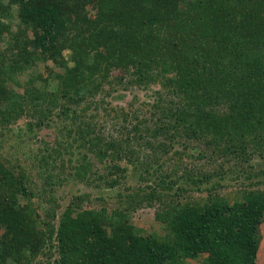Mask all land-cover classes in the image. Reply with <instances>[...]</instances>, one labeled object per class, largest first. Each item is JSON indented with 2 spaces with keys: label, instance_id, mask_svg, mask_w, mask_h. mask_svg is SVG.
Instances as JSON below:
<instances>
[{
  "label": "trees",
  "instance_id": "16d2710c",
  "mask_svg": "<svg viewBox=\"0 0 264 264\" xmlns=\"http://www.w3.org/2000/svg\"><path fill=\"white\" fill-rule=\"evenodd\" d=\"M249 1L102 0L90 18L80 16L87 0H0V36H9L0 49V95L6 78L30 69L40 57L64 69L58 89L43 96L48 99L40 96L32 107L27 102L17 108L6 101L7 107L0 108V128L17 122L28 107L40 125L58 110L57 122L69 120L70 133L90 153L121 155V160L124 155L140 177L157 166L159 186L168 194L155 189L150 199L171 203L165 222L174 237L173 242L162 241L125 223L121 207L108 216L85 207L81 198L71 202L57 224L53 214L52 221L40 222L42 231L29 232V206L22 207L19 197L34 194L30 177L25 167L0 156V264H32L55 237L56 264H181V258L201 255L207 256L203 264H255L264 188L240 190L230 199L219 194L224 188L219 181L211 184L214 176L222 180L236 173L232 167L240 163L252 167L254 159L264 161V0ZM123 3L127 5L119 7ZM14 16L20 21L19 33L2 24ZM68 29L80 39L86 36L84 45L63 40ZM26 31L32 36H21ZM91 42L96 44L89 46ZM64 47L72 51V67L62 56ZM114 69L129 76L130 88L160 81L171 95L164 99L157 93L147 118L144 109H121L114 119L122 118L124 124L110 129L112 114L108 109L101 114L97 96L104 91V79L113 93ZM133 141L150 150L151 157L141 158L143 152L131 146ZM197 143L206 147L200 153H206L203 167L184 163L174 151L176 145L187 151ZM176 155L180 159L173 164ZM212 164L218 171L205 173ZM76 168L84 177L78 169L83 167ZM113 170L120 172L119 167ZM201 185H210L206 201L183 199L191 190L204 191ZM137 197H128L123 207H142L144 198Z\"/></svg>",
  "mask_w": 264,
  "mask_h": 264
},
{
  "label": "rangeland",
  "instance_id": "374dc122",
  "mask_svg": "<svg viewBox=\"0 0 264 264\" xmlns=\"http://www.w3.org/2000/svg\"><path fill=\"white\" fill-rule=\"evenodd\" d=\"M101 1L87 0L86 13L81 11V13L79 12L80 16L87 14L88 17L93 18L100 7ZM109 1L113 4L115 0ZM125 5L127 4L123 3L119 7ZM258 16L260 17L259 14ZM76 18L78 19V16ZM2 24L10 26L12 32L19 33L20 21L17 16L12 19H3ZM67 34L63 40L76 46L83 44V39L86 37L83 36V39L78 38V34L72 29H68ZM21 36H32V33L26 31ZM7 38H9L7 34L6 36H0V49H5V45L9 41ZM95 44V42H91L89 46ZM62 56L66 61H69L68 65L70 67L74 65L73 61H70L72 51L68 47H64ZM62 75H64V69L55 65L53 61L43 57L36 59L30 69L22 70L6 78L5 83L2 85L4 94L0 95V108L3 110L7 107L6 101L13 103L17 108L27 102L30 105L34 100L40 99V96L42 98L47 96L46 93L51 95V92L58 89ZM111 77L110 80L115 83L113 93L108 92L110 83L104 79L102 80L104 91L97 96V101L101 100V114L104 115L105 109H108L112 114L109 120L110 129H113L112 126L118 128L124 124L122 118L117 117V119H114V115L121 109H127V111L130 109H144L147 118L150 115L151 106L159 99L157 93L161 94L164 99L171 95L168 88L164 87L166 88L164 89L161 86L160 81L148 82L147 85L141 88H130L126 82L129 81V76L123 72L114 69L111 72ZM117 78H121V80H117ZM43 99L46 100L48 97ZM30 107L32 106L30 105ZM116 108L119 110H116ZM28 109L23 112L17 122L3 124L4 126L0 128V156L12 164L15 163L20 167H25L26 174L30 177V183H32L30 186L34 194L31 198L19 197V204L22 207L29 206L26 210L28 214H26L27 231H36V233L38 229L42 231L43 227L40 226V222L52 221L53 214L56 215L54 224H57L60 215L70 207L71 202L76 198H81L83 200L82 205L105 212L108 216L117 213L119 207H121L124 213L127 214L125 223H128L130 227L143 230V232L152 234L162 241L173 242L174 237L167 224L169 221L165 222L169 218L171 207L169 205L171 203L166 201L162 203L158 199L153 201L150 199V193L155 192V189L158 190L157 194H168V190L159 186L158 176L161 171L157 166L153 164L154 166L150 168L151 172L144 173L140 177V172L135 170L134 165L130 164L129 159L124 155H122L123 160L120 158L121 155L103 157L99 154L90 153L86 147H81L77 135L70 133L73 126H70L69 120H62L63 123L57 122L58 110L48 114L44 123L40 125L37 124L38 116L35 117L33 114H29ZM106 119H108V116H106ZM124 145L126 144L124 143ZM131 146L134 149L142 150L141 158L144 154L150 157L152 155V152L148 151L143 144L139 145L138 141L136 143L133 141ZM175 150L180 153L179 156L185 160L184 163L186 164L201 167L207 164L205 158L206 147L201 143L192 144L187 151L183 145H176ZM201 151H205V154H200ZM189 155L192 157L191 159ZM179 156L176 155L173 164L178 163ZM165 159L167 158L162 157V161ZM259 161L262 160L254 159L251 163L252 167L243 163H240L238 167H232L233 163H231L228 167L231 166L236 173L229 176L228 174L224 175L222 180L218 176H214L213 180L215 181L211 184L219 181L224 186L219 194L230 199H233L235 193L240 190L254 191L259 187L264 188V174H260L264 168V161L258 164ZM167 164H164L166 165L164 170H168L169 165ZM173 164L170 166L172 167ZM76 167H85L84 169L78 168L80 173L85 174L84 177L77 173ZM114 167H119L120 172L114 171ZM217 171L218 165L216 166V164L205 167V173L215 174ZM115 180L117 183L112 184V181ZM209 186L201 185L204 191L194 190L192 192L191 190L183 199L191 202L196 201L197 203L206 201L209 194L205 190ZM194 187L195 185L192 186V189ZM130 196H138L139 199L144 198L142 207L137 210H129L123 207L125 206L123 203ZM149 201L151 204H149ZM260 229L262 239L255 264H264V223ZM41 234L42 232L38 233V236H41ZM57 248L55 237L51 240V243L47 242L39 250L32 264H56L60 258ZM206 257V255H201L198 259L181 258L183 262L181 264H203Z\"/></svg>",
  "mask_w": 264,
  "mask_h": 264
}]
</instances>
